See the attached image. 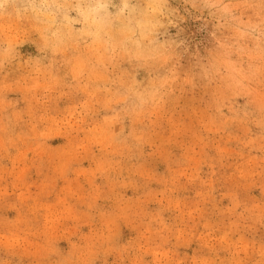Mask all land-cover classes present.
Instances as JSON below:
<instances>
[{"label": "rangeland", "instance_id": "1", "mask_svg": "<svg viewBox=\"0 0 264 264\" xmlns=\"http://www.w3.org/2000/svg\"><path fill=\"white\" fill-rule=\"evenodd\" d=\"M0 264H264V0H0Z\"/></svg>", "mask_w": 264, "mask_h": 264}]
</instances>
